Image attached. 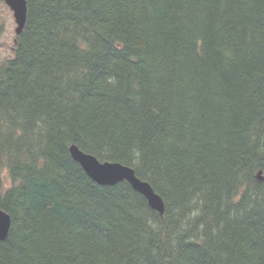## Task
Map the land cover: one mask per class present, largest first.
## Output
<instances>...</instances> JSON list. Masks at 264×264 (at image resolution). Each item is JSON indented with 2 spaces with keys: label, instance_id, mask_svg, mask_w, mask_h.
I'll return each instance as SVG.
<instances>
[{
  "label": "trees",
  "instance_id": "1",
  "mask_svg": "<svg viewBox=\"0 0 264 264\" xmlns=\"http://www.w3.org/2000/svg\"><path fill=\"white\" fill-rule=\"evenodd\" d=\"M260 172L264 0H27L0 63V264H264Z\"/></svg>",
  "mask_w": 264,
  "mask_h": 264
},
{
  "label": "water",
  "instance_id": "2",
  "mask_svg": "<svg viewBox=\"0 0 264 264\" xmlns=\"http://www.w3.org/2000/svg\"><path fill=\"white\" fill-rule=\"evenodd\" d=\"M5 4L13 12L15 23L17 25L15 33L19 36L26 25L27 21V0H4ZM70 154L85 173L97 184L101 186H115L121 182H128L132 188L143 195L149 206L157 211L160 215L165 213V204L160 195H158L152 186L139 179L134 169L114 162H101L95 156L86 154L76 145L70 147ZM258 179L264 182V176L260 172ZM10 215L0 210V243L5 241L11 229Z\"/></svg>",
  "mask_w": 264,
  "mask_h": 264
},
{
  "label": "rangeland",
  "instance_id": "3",
  "mask_svg": "<svg viewBox=\"0 0 264 264\" xmlns=\"http://www.w3.org/2000/svg\"><path fill=\"white\" fill-rule=\"evenodd\" d=\"M16 27L13 12L4 0H0V63L13 57ZM4 181L3 191L10 187L7 173L4 174Z\"/></svg>",
  "mask_w": 264,
  "mask_h": 264
},
{
  "label": "bare ground",
  "instance_id": "4",
  "mask_svg": "<svg viewBox=\"0 0 264 264\" xmlns=\"http://www.w3.org/2000/svg\"><path fill=\"white\" fill-rule=\"evenodd\" d=\"M198 27V26H197ZM239 30V29H238ZM208 39V38H207ZM218 40V39H217ZM217 43V42H216ZM238 45V44H237ZM206 47V46H205ZM213 47V46H212ZM240 49V48H239ZM226 53V52H225ZM3 128V127H2ZM23 160V159H22ZM22 174V173H21ZM25 174V173H24Z\"/></svg>",
  "mask_w": 264,
  "mask_h": 264
}]
</instances>
